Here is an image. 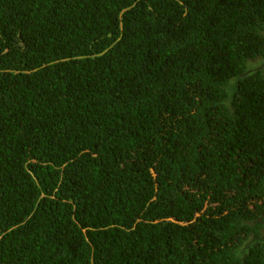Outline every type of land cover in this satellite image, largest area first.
<instances>
[{"label":"trees","instance_id":"obj_1","mask_svg":"<svg viewBox=\"0 0 264 264\" xmlns=\"http://www.w3.org/2000/svg\"><path fill=\"white\" fill-rule=\"evenodd\" d=\"M263 70L264 0H0V264H264Z\"/></svg>","mask_w":264,"mask_h":264},{"label":"flooded vegetation","instance_id":"obj_2","mask_svg":"<svg viewBox=\"0 0 264 264\" xmlns=\"http://www.w3.org/2000/svg\"><path fill=\"white\" fill-rule=\"evenodd\" d=\"M263 59V57H258L256 60H255V63H258L259 61H261ZM263 69V64L260 65ZM264 71V70H263Z\"/></svg>","mask_w":264,"mask_h":264}]
</instances>
